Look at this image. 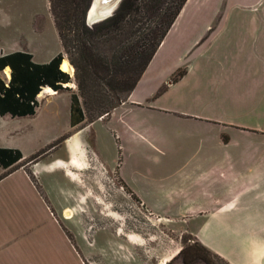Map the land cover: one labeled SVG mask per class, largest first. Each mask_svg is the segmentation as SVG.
<instances>
[{
	"label": "crops",
	"instance_id": "crops-1",
	"mask_svg": "<svg viewBox=\"0 0 264 264\" xmlns=\"http://www.w3.org/2000/svg\"><path fill=\"white\" fill-rule=\"evenodd\" d=\"M0 46L29 52L38 63L58 54L40 62L28 44ZM62 91L38 96L33 115H0V147L23 154L11 168L0 166V264H144L134 237L89 233L65 214H76L85 199L91 149L149 213L188 220L199 241L229 264H264L260 212L246 203L264 197V0L185 2L135 86L101 118L118 146L112 163L100 156L96 137L89 148L96 120L71 126L70 96L68 123L38 137L48 126L44 102ZM23 118L32 120L27 127L11 125ZM20 133L31 148L13 142Z\"/></svg>",
	"mask_w": 264,
	"mask_h": 264
},
{
	"label": "rangeland",
	"instance_id": "rangeland-1",
	"mask_svg": "<svg viewBox=\"0 0 264 264\" xmlns=\"http://www.w3.org/2000/svg\"><path fill=\"white\" fill-rule=\"evenodd\" d=\"M0 8V42L14 44L19 49L28 44L32 46L36 53V59L40 62L48 60L51 55L62 50L49 10L48 0H0ZM146 22L149 23L150 21ZM145 26H147L146 23ZM36 27L40 29L36 30ZM151 32L96 31L94 35L86 34L88 46L91 48L94 59L96 58V63H98L97 59L101 57L109 62L112 71H115L118 67L116 73L111 71L112 76H107L102 80L104 82L99 80L104 98L109 103L110 101L124 100L127 97L129 86L126 81L130 83L131 77L127 79L126 74L132 73V66H130L128 60L134 52L144 48L149 41L148 37ZM114 34L117 38H110V35L114 36ZM26 36H28L29 41L25 40ZM65 58L67 59L66 55ZM71 66L73 68L69 71L71 82L66 85L69 88L62 91L59 96H54L51 101H45L43 104L41 113H47V115L45 114L42 118L48 126L46 129L43 126L44 133L40 132L38 137L46 136V130L49 128L64 126L68 123L69 96L71 97L73 93L79 96L80 103L87 115L82 125L89 124L93 119V112L88 107L93 105L94 100L82 96L78 87L79 79L77 75H80L81 80L84 72L81 69L76 71L73 64ZM92 70L94 72L97 70L99 73L102 71L99 65L94 66ZM0 76L5 80L8 79L4 70L0 72ZM120 79L125 83H120L118 81ZM103 83H109V85ZM45 95L42 94L39 98L43 99ZM50 114H52V117H47ZM107 115L104 114L97 118L95 113L96 121L93 122L86 137L89 148H93V138L96 137L100 156L105 161L112 163L118 157V146L110 132L108 122L101 120ZM31 121L30 118H23L22 120L13 121L11 125L27 127ZM13 142L20 144L25 149L32 146L26 133L16 134ZM87 167L88 170L82 174V178L85 180L82 187L87 190V193H84L85 199L83 198L81 207L77 210L78 212L71 215V220L84 224L89 233H93L95 229H102L117 233L119 236L134 237L137 239L135 240V245H137L135 251L144 264H158L163 260L161 264H184V258L188 260L193 258L191 247H194L200 241L195 236L188 220L168 221L149 213L141 206L136 197L125 191L115 172H108L105 169L92 152V149L90 150V163ZM246 203L248 205L252 203L259 210V220L264 226V197L263 199L247 197ZM106 227L107 229H104ZM212 261L214 264H227L215 257H212ZM192 264H205V262L197 259Z\"/></svg>",
	"mask_w": 264,
	"mask_h": 264
},
{
	"label": "trees",
	"instance_id": "trees-1",
	"mask_svg": "<svg viewBox=\"0 0 264 264\" xmlns=\"http://www.w3.org/2000/svg\"><path fill=\"white\" fill-rule=\"evenodd\" d=\"M91 1L49 0L50 10L63 47V51L55 55L49 62H35L33 55L25 51H13L0 57V72L7 66L10 67L9 79L5 80L0 76V115L9 114L12 117L33 115L39 106L38 95L43 87L50 86L57 92L68 89L69 87L65 83L71 82L69 72L60 68L63 59H66L65 55L68 62L75 66L76 71L81 69L84 72L81 80L80 75H77L78 87L82 96L94 100L93 105L88 107L93 112V119L90 122L96 119L95 113L97 118L109 114L123 100L110 101V103L106 101L101 91V82H104L102 80L107 76L116 73L118 67L112 71L109 62L101 57L97 59L98 63H96V58L94 59L91 48L88 46L86 34L94 35L96 31H152L144 48L134 52L128 60L133 70L129 75L126 74L127 79L131 77L130 83L126 81L129 86V93L187 0H121L111 16L89 25L86 16ZM148 20L149 23L146 22ZM111 37L117 38L115 34L114 36L110 35ZM98 65L102 70L101 73L92 70L94 66ZM182 73L183 71H179L173 80ZM118 81L125 83L121 79ZM103 84L109 85V83ZM70 99V124L73 128L83 126L87 115L80 103L79 96L73 93ZM66 136L64 135L53 144L34 153L27 161L38 160ZM224 140H227V136H224ZM22 158L23 154L20 149L0 147L1 167L11 168ZM191 249L193 258L191 260L184 258V264H192L197 259L203 260L205 264H214L212 257L229 264L200 242H197V245Z\"/></svg>",
	"mask_w": 264,
	"mask_h": 264
},
{
	"label": "bare ground",
	"instance_id": "bare-ground-1",
	"mask_svg": "<svg viewBox=\"0 0 264 264\" xmlns=\"http://www.w3.org/2000/svg\"><path fill=\"white\" fill-rule=\"evenodd\" d=\"M118 0H112L106 4H103L101 0H95L94 5L92 6V9L90 10V17L91 19H96L104 14L107 13H113V11L115 10L116 6L118 5ZM60 68L65 71V72H69L70 70H72V66L71 64L68 62L67 59H63ZM4 71L6 72L7 76L10 77V67L7 66ZM69 83H65V85H69ZM57 91H55L54 89H52V87L50 86H45L43 87V89L41 90V92L39 93V97L42 94H55ZM71 211L70 210H66L65 214L67 217H71Z\"/></svg>",
	"mask_w": 264,
	"mask_h": 264
},
{
	"label": "water",
	"instance_id": "water-1",
	"mask_svg": "<svg viewBox=\"0 0 264 264\" xmlns=\"http://www.w3.org/2000/svg\"><path fill=\"white\" fill-rule=\"evenodd\" d=\"M101 1H102L103 4H106V3H108V2H110L112 0H101ZM94 2H95V0H92L91 1L90 6H89V9L87 11V16H86L87 18L86 19H87V22L89 24H94L96 22L102 21V20H104V19H106V18H108L109 16L112 15V13H107V14H104V15L96 18V19H91V17H90V10L92 9V6L94 5ZM117 2L119 3L120 0H118Z\"/></svg>",
	"mask_w": 264,
	"mask_h": 264
},
{
	"label": "built area",
	"instance_id": "built-area-1",
	"mask_svg": "<svg viewBox=\"0 0 264 264\" xmlns=\"http://www.w3.org/2000/svg\"><path fill=\"white\" fill-rule=\"evenodd\" d=\"M5 54V50L3 49V47L0 46V57L3 56ZM71 74V73H69ZM10 77H8L9 79Z\"/></svg>",
	"mask_w": 264,
	"mask_h": 264
}]
</instances>
